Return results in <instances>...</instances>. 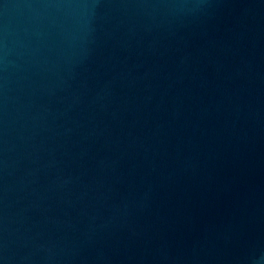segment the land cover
Instances as JSON below:
<instances>
[{
  "label": "water",
  "instance_id": "water-1",
  "mask_svg": "<svg viewBox=\"0 0 264 264\" xmlns=\"http://www.w3.org/2000/svg\"><path fill=\"white\" fill-rule=\"evenodd\" d=\"M0 264H264V0H0Z\"/></svg>",
  "mask_w": 264,
  "mask_h": 264
}]
</instances>
